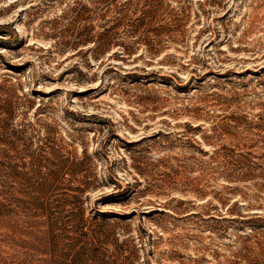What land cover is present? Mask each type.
<instances>
[{
    "label": "rangeland",
    "instance_id": "rangeland-1",
    "mask_svg": "<svg viewBox=\"0 0 264 264\" xmlns=\"http://www.w3.org/2000/svg\"><path fill=\"white\" fill-rule=\"evenodd\" d=\"M0 264H264V0H0Z\"/></svg>",
    "mask_w": 264,
    "mask_h": 264
},
{
    "label": "trees",
    "instance_id": "trees-1",
    "mask_svg": "<svg viewBox=\"0 0 264 264\" xmlns=\"http://www.w3.org/2000/svg\"><path fill=\"white\" fill-rule=\"evenodd\" d=\"M114 1L115 0H98V2H100V3H104V2H107L108 3V2H114ZM104 37H105V33L104 32H101L99 34V40L104 39ZM85 41H90V39H85ZM109 43H110V41L108 39H105V42L103 44L105 46V45H109Z\"/></svg>",
    "mask_w": 264,
    "mask_h": 264
}]
</instances>
